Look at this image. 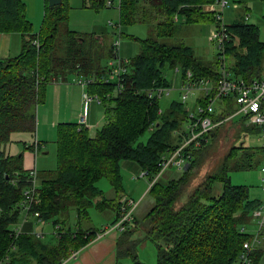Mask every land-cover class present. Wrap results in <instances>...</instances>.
Returning <instances> with one entry per match:
<instances>
[{"label":"trees","instance_id":"trees-1","mask_svg":"<svg viewBox=\"0 0 264 264\" xmlns=\"http://www.w3.org/2000/svg\"><path fill=\"white\" fill-rule=\"evenodd\" d=\"M211 1L214 0H121L122 25L143 22L152 27L149 37L139 39V52L129 58L128 71L120 77L123 85L120 88L118 81H105L108 73H103L100 62L104 55L100 58L86 48V35L67 29L66 52L57 53L60 26L68 24L70 18V0L57 5L45 0L39 32H33L23 0H0V32L18 30L24 38L20 54L0 59V144L8 142L14 131L35 130L37 106L45 98L47 84L64 73L76 71L92 79L88 91L97 93L106 105L108 120L95 135L80 122L58 123V166L39 171L41 201L34 208L42 221L52 220L58 225L63 220L61 215L71 208L77 210L78 221H82L87 219L89 208L97 205L100 209H115L117 217L111 224L115 223L121 214V198L127 195L121 181V161L132 160L150 172L147 192L153 203L138 219L143 237L119 238L120 256H130L133 264H147L140 259L138 250L140 244L150 240L157 247L158 264L239 263L244 242L253 237L240 229L252 219L260 200L250 197L249 186L234 184L230 172L261 164L263 146H250L238 140L213 171L190 191L197 154L207 156L204 150L207 143L196 151L195 158L180 175L165 181L160 176L161 180L157 178L151 183L160 169L162 153L182 140L175 130L182 128L188 116L184 103L175 99L160 114V99L148 95L149 88L172 86L166 68L180 72L181 78H186L191 70L197 79L203 76L217 79L223 65L237 77L251 79L263 75L264 40L260 39V27L256 24L226 23L228 37L224 51L220 52L224 61L219 57L203 59L191 44L162 40L179 32L181 23L176 15L184 16L188 24L216 20L220 27L213 11H203L202 6ZM98 5L106 6L105 0L92 4ZM35 39L39 45L34 43ZM201 101L205 103L199 96L197 102ZM235 109L234 99L225 98L213 117L221 119ZM244 123V130H257ZM148 130L152 131L148 140L140 141ZM40 145L38 141L37 150ZM27 147L35 149L33 144ZM23 160V153L7 155L0 147V264H60L71 251L89 243L97 230L62 225L57 244L43 241L27 230L15 235L13 226L19 217L23 190L31 182L30 169L24 167ZM103 177L115 188V198H107L98 186ZM217 182L223 187L215 194ZM185 188L188 195L183 199ZM263 250L259 247L252 250L253 264L259 262Z\"/></svg>","mask_w":264,"mask_h":264},{"label":"rangeland","instance_id":"rangeland-1","mask_svg":"<svg viewBox=\"0 0 264 264\" xmlns=\"http://www.w3.org/2000/svg\"><path fill=\"white\" fill-rule=\"evenodd\" d=\"M25 2V15L32 22L33 32H39L41 24L44 18L45 0H23ZM95 0H70V18L68 24L63 23L60 26L59 34L57 37V53L65 54L67 49V29H72L78 33H94L100 35L103 40L96 36V40L91 38V34L86 37L85 46L88 49L96 52L104 57L100 59L101 64L107 62L109 50L112 40L119 36L121 38L120 52L123 53L122 57L132 58L140 50L139 39H144L151 34V25L143 22H136L131 24L120 23V6L108 7L104 5L92 6ZM231 3L239 1L244 5H250L252 15L249 18V22H255L260 27V39L264 40V0H230ZM251 6V5H250ZM243 13L242 9H235L233 5L225 8L223 16L224 21L228 24L236 19L241 18L240 14ZM239 14V15H238ZM112 21V23L110 22ZM117 25V26H116ZM120 25V28L118 26ZM212 21H206L202 23L183 24L180 27L179 32L170 37H164L162 40L170 44H179L185 42L191 44L196 48V53L203 59L212 60L218 57L220 49L217 44L211 41V31L214 27ZM138 48V49H137ZM262 74L264 75V55H263ZM165 73L172 80V89L169 95H164L160 98L162 107H165L173 99H180V87L182 85L181 74L174 69H165ZM76 75H71L68 80L62 81L61 78H57V81L51 79L46 87V95L43 101L39 102L37 106V122L34 131H14L10 134V140H14L15 146L19 149L14 150V155H19L24 152V164L25 167H33L34 165L42 173L46 170L56 169L58 166L57 159V138L59 122H79L78 117L82 114L83 97L81 106L78 108L77 102H74V93L78 90L81 91V84L79 85ZM69 90L72 94V98L68 101H63L61 93ZM82 94V93H81ZM95 102L90 107V113L88 116V125L91 135H95L97 131L103 127L107 122L106 105L101 101L94 100ZM195 98L190 96L187 106L195 108ZM93 102V101H91ZM90 102V103H91ZM57 122L56 124H53ZM93 125V126H91ZM218 129L214 130L209 141V145L204 148L207 151V156L201 157V154H197V165L192 174V184L190 191L197 186L209 173H211L215 166L221 161V159L230 151V149L236 145L239 141L245 140L247 145L250 146H262L264 145V137L257 130L248 131L245 129L243 132L241 125L235 126L234 123H222L217 126ZM151 130H148L143 136L139 138L140 141H147ZM38 133V134H37ZM36 135L41 137L40 139L45 141V146L40 150L37 157L32 150L25 146L26 143L35 141ZM39 139V140H40ZM25 141V142H24ZM8 142L0 144L1 148L6 147ZM15 148V147H14ZM46 152V153H45ZM128 160H123L120 166V175L124 193L132 196L134 199L139 200L144 197L148 191L150 185V176L141 175L142 167L136 161L130 160L129 164H123ZM170 166L166 172V175H170L169 179L180 175V173L173 174L175 168ZM182 171V170H181ZM231 180L234 184H245L249 186L250 195L253 198H260L264 196V189L261 184L260 164L256 167L249 169L234 170L230 172ZM164 181L167 179L163 176ZM98 186L104 189L106 196H111L109 191L112 189L114 194L115 188L112 186L108 178L103 177L98 181ZM223 184L217 182L215 184L214 193L217 194L222 190ZM189 188V187H188ZM187 190L184 189L182 198H187ZM189 191V192H190ZM153 203V198L147 195L142 201L139 208L142 213L150 207ZM90 215L95 222H98V226L105 220L104 214L97 208L89 209ZM72 217L74 213L71 214ZM25 215L22 216L21 220ZM61 217L69 219V212L62 214ZM61 219V218H60ZM70 220V219H69ZM33 221L35 232H44L45 236L43 241L51 242L55 240L57 235L54 234V226L56 224L51 221H39L37 218H30ZM86 222V219L82 220ZM65 222L62 219L58 226L61 228L62 223ZM29 227V226H28ZM251 228H255V225L250 223ZM26 228V227H25ZM59 228V230H60ZM54 234V235H53ZM141 234L138 236L140 237ZM59 238V237H58ZM59 241V240H58ZM58 243V242H57ZM139 257L147 264H158V251L154 242L147 241L145 244L139 246ZM122 264H133V259L130 256L122 255Z\"/></svg>","mask_w":264,"mask_h":264},{"label":"built area","instance_id":"built-area-1","mask_svg":"<svg viewBox=\"0 0 264 264\" xmlns=\"http://www.w3.org/2000/svg\"><path fill=\"white\" fill-rule=\"evenodd\" d=\"M121 0H105V5L108 7L120 6ZM230 0H215L213 4L207 5L210 11H213L217 20L220 21V27H216L211 35V40L215 42L220 49L224 51L225 39L228 37L226 32V22L224 21V10L229 5ZM112 23V21H110ZM117 26V25H116ZM120 28V25L118 26ZM34 43L39 45V40L35 39ZM121 38L115 37L113 40V56L110 60L111 68L108 70V75L105 81H118L119 87L122 88L120 77L128 71L129 58L120 55ZM218 57L224 61V54L220 53ZM225 64V63H224ZM92 81L90 78L80 77L78 83L84 88L88 87ZM172 86H157L147 89L150 97L162 98L164 95L170 94ZM181 100L187 104L190 96L196 100L195 108L187 106L188 116L181 129L175 130L177 134L182 136V140L175 148H169L162 153L158 162L159 171L155 175V179L162 176L170 166H175L178 169H186L195 158L196 151L209 143L211 132L222 123H239L243 120L245 124L255 126L259 129L264 137V77H254L246 79L237 77L226 69L223 65L221 75L217 79L203 76L195 78L191 70L187 71L186 78H182L180 87ZM201 96L205 100L197 102V98ZM225 98H233L236 103V109L227 116L215 120L213 115L218 112V107ZM101 101L97 93H90L88 89L83 91V112L81 114L80 123L86 124L88 119V109L91 101ZM163 112V107L159 109V113ZM37 143L35 150L37 151ZM264 147V145H263ZM261 184L264 189V158L260 164ZM141 175L150 176L148 169H144ZM30 184L23 190V198L20 202V207L25 212L22 222L15 224L14 233L18 235L23 232L24 222L31 217L37 218L39 221L40 213L34 206L41 201L40 198V182L39 173L36 167L30 169ZM139 201L124 195L121 198V214L118 220L108 225L102 232L106 231H125L131 223L134 222L135 209ZM253 220L256 224V231L252 232V239L244 242V249L240 253L239 264H252L253 258L251 252L259 247L261 235L264 232V196L260 203L252 212ZM241 232H248L245 225L240 229ZM54 232L58 234L59 226H54ZM9 264V263H8Z\"/></svg>","mask_w":264,"mask_h":264},{"label":"crops","instance_id":"crops-1","mask_svg":"<svg viewBox=\"0 0 264 264\" xmlns=\"http://www.w3.org/2000/svg\"><path fill=\"white\" fill-rule=\"evenodd\" d=\"M214 1H211L209 3L204 4L202 6L203 11L208 12V13H211V11L207 8V5L213 4ZM120 5H121V3H120ZM230 5H233V8H235V9H242L243 10V13L240 14L241 18L234 20L230 24L235 23V22H238V21H245L247 23H253V24L258 25L255 22H249L248 21L249 18L251 17V15H252V12H251V8L253 6L252 2H250V5H251L250 6L248 4L244 5L243 3L239 2V1H234L233 3H231V1H230V3H229L228 6H230ZM114 7H116V6H114ZM44 13H45V8H44ZM176 19H177V21H179L181 23V26L183 24H188L186 22L184 16L176 15ZM208 21H212L214 23V25H215L212 28V31H211V35H212L213 31L217 27V21L216 20L215 21L208 20ZM204 22H206V21H204ZM200 23H202V22H200ZM82 34L86 35V37H88V35L91 34V38H93L94 40H96V36L97 35H95L94 33H83L82 32ZM97 37H99L100 39L103 40V37L102 36L98 35ZM23 39H24L23 38V34L20 31H18V30L0 32V59L1 58H6V57L17 56L18 54H20V52L22 50ZM210 39H211V36H210ZM113 40H112V42L110 44V47H109L108 52L106 53L108 55L107 62L104 63V64H102L104 66L103 73L108 72V70L112 67L111 64H110V60L112 58V53H113V51H112L113 50ZM120 55H123V53L120 52ZM123 56H125V55H123ZM125 58H127V56ZM96 65H97V63L95 64V67H96ZM62 75L63 76H61V77L60 76H56V77L57 78H61L62 81L68 80V78L71 75H76L77 76L76 78L83 77V76L79 75L78 72H76V71H72L70 73H64ZM262 77H264V75H262ZM57 78L55 79L56 81H57ZM182 78H181V81H182ZM77 81H78V79H77ZM80 86H81V91L78 90L77 92L74 93V102L75 103L77 102V105H78L77 107L78 108L81 106L82 97H83V91L85 89H88V87L84 88L82 85H80ZM115 92L116 91H114L113 94H115ZM181 94H182V91H180V99H175V100H179V101L183 102L181 100ZM60 95L63 97V101H68L69 99L72 98V94H71V92L68 89L65 92L61 93ZM94 102L95 101L91 102L90 105H89L88 116H89V113H90V107H91V105ZM101 102L103 103V101H101ZM195 102H196V100L194 101V104H195ZM184 105L187 108V105L185 103H184ZM163 108H165V107H163ZM106 116H107V113H106ZM80 118H81V115L77 118L78 121H80ZM87 121H88V119H87ZM242 122H244V121L243 120H240L239 123H234V124H235V126L241 125L242 130L244 132L245 130L243 128ZM56 123L57 122H54L53 121V124H56ZM245 125H247V124H245ZM87 126L89 127V125H87ZM91 126H93V125H91ZM247 126H251V125H247ZM255 128H257V127H255ZM257 131L260 133V131H259L258 128H257ZM175 134H177L176 131H175ZM40 138L41 137H39V135H36L35 141L31 142L29 140V143H26L25 144V146L27 147L28 145H32V144L35 145L34 143L36 141L41 142L40 148L37 151L35 149H33V148H29L30 150H32L34 152L35 157H37L39 155L40 150L45 146V141L41 140ZM13 141L14 140H12V142H8V145H6V147L3 148L5 154H7V155H14V150L19 149L18 146H15V144H14ZM22 153H23V156H24V152H22ZM22 153H20L19 155H21ZM129 161L130 160L126 161L123 164H129L130 163ZM23 163H24V160H23ZM24 167H25V164H24ZM33 167H36V166L34 165ZM25 168H27V167H25ZM31 168L32 167L30 166L27 169H31ZM171 168H175V169H173L174 170L173 174H176V173L178 174L179 172H181V169H178L175 166H173ZM167 170L160 177L162 180H164L163 179V176H166L167 177L166 180L169 179L170 175H166ZM38 173H39V170H38ZM260 173H261V170H260ZM39 182H40V180H39ZM112 192L113 191L111 189L109 191V193L111 194V196H106V192L104 191V195L107 198H109V199H113V198H115L116 193H115V191H114V194ZM147 195H148V192L145 193L144 197H142L141 199L138 200L139 201V204H138V207H137V209L135 211L136 212L135 213L136 219L134 220V222L130 225V227L125 232L124 231L123 232H121V231H109V232L106 231V232H102L101 233V231H104V229L106 227H108V225H110L116 219V217H117L116 210L113 209V208H111V207H108L106 209H100L97 205H92L89 208V209H92V208L95 207L98 210H100L102 214H104V216H105L104 219L107 220V221H104L103 223H101L100 226L97 225L98 222H95L94 221V219L90 215V213L88 214V217L86 219L87 220L86 222L78 221L77 210L75 208H71L68 211L69 212V215H70V218H69L70 220L67 217L65 219H63L65 221V222L62 223L64 226L70 227V228H75V227L81 225L84 229H96L97 230V233H96V236L89 243H87V244L79 247L76 250L71 251V253L69 254V256H67L66 258H64V260L60 264H118L119 262H121L120 261L121 260V256L119 255V250H118V247H119L118 246V240H119V238L121 236H124V238L127 236L129 238V240H130V239H134V238L143 237V235H144L143 230L140 227V223H139L138 219L143 214H145V212L149 209V208H147V210L145 212H143V214H141L142 213V210H141V208H139V206L141 205L142 201L145 199V197ZM250 197H251V195H250ZM251 198L252 199H255L253 197H251ZM257 199L261 200L262 197L257 198ZM66 213H64V214H66ZM72 213H74V216L75 217H72V215H71ZM23 215H25V212L20 207L19 217H18V220H17V222L15 224L20 223V222L23 221L24 218L21 220V218H22ZM33 218H35V217H33ZM250 223L254 224L255 225V228H251L250 227ZM33 225H34L33 224V221L31 222L30 219H28L26 222H24V226H23L24 231L27 230L29 232L36 233L38 236H40L41 238H43L45 236V233L43 231L42 232L32 231L34 229V227H35ZM245 226L247 228V231L250 232L251 234H252V232H255L256 231V224H255V221L253 220V216H252V219L249 221V223L245 224ZM54 234H56V233L54 232ZM140 234H141V236L138 237ZM58 237L59 236H57V238L55 240H50L51 241L50 243L57 244V242L59 240ZM259 248H264V232L261 235V242H260ZM257 264H264V250H263L262 255H261V258H260V260H259V262Z\"/></svg>","mask_w":264,"mask_h":264},{"label":"water","instance_id":"water-1","mask_svg":"<svg viewBox=\"0 0 264 264\" xmlns=\"http://www.w3.org/2000/svg\"><path fill=\"white\" fill-rule=\"evenodd\" d=\"M50 5H57L61 3L62 0H48Z\"/></svg>","mask_w":264,"mask_h":264},{"label":"bare ground","instance_id":"bare-ground-1","mask_svg":"<svg viewBox=\"0 0 264 264\" xmlns=\"http://www.w3.org/2000/svg\"><path fill=\"white\" fill-rule=\"evenodd\" d=\"M108 73V72H107ZM59 236V235H58Z\"/></svg>","mask_w":264,"mask_h":264}]
</instances>
